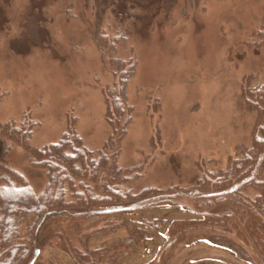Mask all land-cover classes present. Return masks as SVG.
Instances as JSON below:
<instances>
[{"label": "rangeland", "instance_id": "374dc122", "mask_svg": "<svg viewBox=\"0 0 264 264\" xmlns=\"http://www.w3.org/2000/svg\"><path fill=\"white\" fill-rule=\"evenodd\" d=\"M129 63H136L127 89L130 122L120 139L125 119L112 126L106 101ZM258 86L264 88V0H0V190L25 180L40 196L48 175L33 165L32 152L68 131L80 136L95 159L112 138L108 154L117 151L116 159L109 158L95 182L83 180L94 195L105 194L106 179L122 194L167 192L178 206H188L174 216L182 221L170 231L177 246L203 238L248 264H264L253 240H264V231L244 232L247 221L263 222L257 214L250 219L247 200L257 198L254 189L241 191L238 201L248 205L243 209L231 196L210 211L233 214L227 230L191 226L193 219L181 217L190 212L199 218L203 199L193 190L204 176L226 171L242 148H251L257 137L264 140V113L251 111L244 97ZM14 131L19 141L10 138ZM115 161L119 173H112ZM65 188V202H71ZM165 206L87 217L64 212L37 239L30 238L31 227L41 217L22 212L14 237L22 247L0 264H31L36 249L34 264H52V246L72 257L56 236L63 229L71 237L83 234L76 246L84 240L89 252V236L117 225V216ZM139 219L146 226L158 222ZM132 232L146 236L138 227ZM122 249L124 255L130 248Z\"/></svg>", "mask_w": 264, "mask_h": 264}, {"label": "trees", "instance_id": "16d2710c", "mask_svg": "<svg viewBox=\"0 0 264 264\" xmlns=\"http://www.w3.org/2000/svg\"><path fill=\"white\" fill-rule=\"evenodd\" d=\"M107 46L109 47V45ZM135 71L136 63H129L127 67L120 68L118 72L119 81L115 86L113 97L108 96L106 101L108 105V118L112 126L116 128V123L119 124L122 118L125 119L120 139L124 137L125 127L130 122V115L127 113L129 110L127 105V89L129 80L135 74ZM244 97H246V103L251 111H256L261 115L264 113V88L259 89L258 86L250 89L244 93ZM126 115L128 116L126 117ZM15 131L14 134L10 135V138L19 141L14 136L16 134ZM115 132H117L116 129L114 130V134ZM3 133L8 134V132ZM111 140L113 139L110 138L108 144L106 143L97 159L94 158L93 152L83 145L80 136L73 130L72 132H66L57 143L32 152L34 156L33 165L47 171L48 184L40 196H35L25 180L21 179V182L24 183L23 186L19 187L9 183L7 187L0 190V242L5 246H3L4 251L0 254V258L8 255L17 257L18 251L22 246L15 242L14 237L17 236L19 230L18 218L25 211L32 215L37 213V217H41V221L36 226L37 228L34 225L31 227L30 238L35 236L37 239L42 232L40 230H45L51 219L55 218V216L63 215L64 212L70 214L69 212L71 211L73 216L86 215L87 217V215L105 214L107 213L105 211L117 213L160 204L178 206L177 202H173L172 199L167 198V192L149 189L137 193V195H131V193L122 194L119 192L118 186L110 187L107 179L103 180L101 187V191L105 192V194L101 196L94 195L93 188L89 184H85L83 180L90 179L95 182L101 169L108 166L109 158L115 155L114 158L116 159L117 151L111 155L108 154L115 145L114 141ZM255 140L256 143L251 148H242L239 157L230 160L226 171L207 174L204 176L203 181H200L195 187L193 192L201 195L200 198L203 199V202L200 204L201 210L196 212L199 218H195L197 220L193 219L189 223L191 226L209 227L213 231L216 229L227 230L230 220L233 219V214L222 213L214 215L210 211L214 209L215 204L225 201L226 198L230 201L231 196H233V200H236L235 203L231 200V203L239 205L240 209H243L242 206L246 203L238 201L241 198V191L251 188L258 192V196L253 201L246 199L248 205H251L252 211L255 213H251L250 219L256 220L257 214L263 219V222L257 224V222L249 223L247 221L244 232L252 235L255 231H264V140L258 137ZM115 169L116 161L111 167L112 173ZM116 171L119 173V170L116 169ZM234 180H238L237 182L239 183H232ZM65 186H69L68 190L71 191L73 196L71 202H65V194L67 193ZM179 192L182 191L179 190ZM123 204H127L128 206L126 205L125 207ZM118 205L123 207H119ZM180 207L187 208L188 206L181 205ZM210 218H217V221H211L209 220ZM162 224H164V221H158L155 223V227L160 228ZM235 227L237 229L240 228L238 226ZM105 228L106 226L104 225L100 229ZM239 232H242V230H239ZM56 233V236H61L64 247L69 248L70 254L76 264H120V258L123 256L122 247H128L125 243H108L97 250L87 252L86 249H83L84 240L83 242L81 241L82 243L80 242L81 247L76 246V239L80 241L83 234L74 232L76 235L78 234L77 238L71 237L67 235L66 229H63L62 232L57 231ZM140 233L147 235L144 230H140ZM88 234L87 232L84 238ZM142 236L136 233L134 243H137ZM73 238L76 239L74 240ZM171 240L172 238H168V242ZM253 240L256 249L260 251L264 261V240L261 238H253ZM38 255L39 250L36 249L31 264L35 263ZM86 257L89 260L85 261Z\"/></svg>", "mask_w": 264, "mask_h": 264}, {"label": "crops", "instance_id": "0c3cea01", "mask_svg": "<svg viewBox=\"0 0 264 264\" xmlns=\"http://www.w3.org/2000/svg\"><path fill=\"white\" fill-rule=\"evenodd\" d=\"M180 206H165L161 208L143 209L136 214H121L115 218L117 225L112 228L103 229L95 233V236H89L88 246L90 251L97 250L108 243H125L130 248L120 258V264H248L241 260L234 252L225 247L215 245L202 239L186 243L181 247L177 246L174 240L168 242V238L173 237L171 229L177 226L180 220ZM183 220L195 219L193 213L183 212ZM179 217H174V216ZM116 217V216H114ZM139 218L156 219L164 224L161 227L142 223ZM159 219V220H158ZM138 227L145 230V237L134 243L133 229ZM181 247V248H180ZM49 258L52 264H76L74 259L61 249L49 248ZM163 255V256H162ZM163 261V262H161Z\"/></svg>", "mask_w": 264, "mask_h": 264}, {"label": "water", "instance_id": "95a60500", "mask_svg": "<svg viewBox=\"0 0 264 264\" xmlns=\"http://www.w3.org/2000/svg\"><path fill=\"white\" fill-rule=\"evenodd\" d=\"M36 254H37V252H36Z\"/></svg>", "mask_w": 264, "mask_h": 264}]
</instances>
